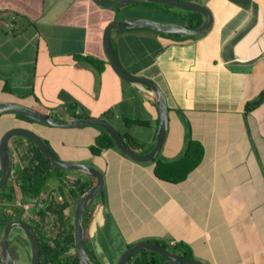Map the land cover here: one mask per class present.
<instances>
[{"label": "crops", "instance_id": "1", "mask_svg": "<svg viewBox=\"0 0 264 264\" xmlns=\"http://www.w3.org/2000/svg\"><path fill=\"white\" fill-rule=\"evenodd\" d=\"M191 1L211 15L198 36L143 28L110 36L119 65L164 94L165 134L153 159L134 162L112 147L90 153L95 126L62 128L50 141L60 159L87 163L102 176L83 233L96 264H114L140 240L202 264H264V99L244 108L264 85V0ZM128 17L177 21L148 4L112 12L90 0H0V100L57 118L100 117L136 140L135 152L150 149L154 100L119 79L101 47L105 23ZM124 116L140 122L125 123ZM9 151L18 168L10 141Z\"/></svg>", "mask_w": 264, "mask_h": 264}, {"label": "trees", "instance_id": "2", "mask_svg": "<svg viewBox=\"0 0 264 264\" xmlns=\"http://www.w3.org/2000/svg\"><path fill=\"white\" fill-rule=\"evenodd\" d=\"M135 4L157 6L163 13L175 17L177 21L174 22L180 23L188 28H195L202 21V15L195 11H188L164 4L149 2H137L129 5ZM129 5L110 10L112 12L119 11ZM122 31L124 30H114L110 33V36L114 32ZM153 32L159 36H171L183 39L192 38L184 37L178 34H163L156 31ZM86 59L97 67L96 65L98 62L91 58ZM263 99L264 85L251 101L245 103V110H249L257 106ZM68 107L72 108L71 105ZM42 113L48 114L47 112ZM49 115L57 117L54 113H49ZM82 117H85V114H70L71 119ZM123 119L125 123L140 122V120L127 118L125 116ZM14 126L25 127L33 131L53 153L54 151L51 149L50 141L55 140L57 136H60L61 131L66 130L60 127L56 128L40 124L17 112L3 113L0 117V134L7 128ZM94 128L97 129L98 133L94 136L92 143L88 146L90 153L98 154L104 148H114L109 135L99 127L95 126ZM42 129L47 133L50 132L51 135L42 137L39 134V131ZM121 137H123L124 143L132 150L134 148L133 145L139 144L133 138H130L131 141H128L124 135H121ZM10 143L13 144L14 148L18 151V161L20 165L18 168L11 166V171L8 175L7 181L0 188V232L2 227L9 220L17 218L22 219L31 227L37 236L39 246L38 264H79L73 251L72 209L80 194L93 185L94 179L78 172L61 170L55 167L40 154L29 139L15 137L10 140ZM148 150L149 148L144 151H140L139 153H145ZM54 155L59 158L55 153ZM69 172L75 173L76 177L69 180L65 178V175ZM100 193L101 191L99 194ZM2 200L10 203H13L14 200H18L19 205L13 204L6 211L3 210V206L1 205ZM92 200H90L84 208L82 216L83 228L87 224L91 215L90 204ZM37 202L41 203V207L37 210L30 208V205ZM24 205H26V208ZM13 245L16 247L14 248ZM129 245L130 244L126 246ZM7 246L12 259L15 258L12 255L14 253L17 255L18 259L23 260L24 264H29L28 243L18 229H13L10 232L7 239ZM11 252L13 253L11 254ZM183 255L188 257L187 254ZM88 256L90 257L89 254ZM125 264L173 263L165 261L158 254L150 250L138 249L130 256Z\"/></svg>", "mask_w": 264, "mask_h": 264}, {"label": "water", "instance_id": "3", "mask_svg": "<svg viewBox=\"0 0 264 264\" xmlns=\"http://www.w3.org/2000/svg\"><path fill=\"white\" fill-rule=\"evenodd\" d=\"M95 6L103 9H116L123 6L137 3L149 2L164 4L188 11H195L202 15L201 23L195 28H188L184 25L174 22H160L147 18L128 17L123 20H109L105 23L101 31V47L106 62L110 70L121 80L136 84L146 88L154 100L157 109V126L155 131V139L151 148L145 153H137L130 149L123 141L120 134L106 120L100 117H82L75 119H63L53 117L49 114L39 112L38 110L26 106L19 102L0 100V114L4 112H17L23 116L43 125L60 127V128H79L86 126H96L104 130L112 140L114 148L119 154L134 162H146L154 158L159 151L165 134L166 128V102L165 97L159 86L151 79L134 75L126 72L117 62L112 51L110 43V33L114 30H127L134 28L149 29L163 34H178L184 37H194L202 34L211 23V15L209 10L191 0H90ZM15 137L29 139L40 154L45 157L55 167L81 173L94 179L93 185L80 194L73 205L72 209V235H73V251L78 259L79 264H95L88 256L84 243L82 224V216L87 203L99 194L102 189V176L100 172L93 166L83 163L62 160L57 158L54 153L44 144L41 138L33 131L25 128L14 126L7 128L0 134V188L6 183L8 175L11 171V156L9 151V141ZM13 229H18L28 243L29 248V264L39 263V246L38 239L31 227L22 219H12L6 222L0 232V264H13L10 255L7 239ZM138 249H147L158 254L162 259L173 264H202L201 262L172 253L168 249L162 247L156 242L148 240L136 241L119 254L114 264H125L130 256Z\"/></svg>", "mask_w": 264, "mask_h": 264}, {"label": "built area", "instance_id": "4", "mask_svg": "<svg viewBox=\"0 0 264 264\" xmlns=\"http://www.w3.org/2000/svg\"><path fill=\"white\" fill-rule=\"evenodd\" d=\"M13 204L14 205H19V201L18 200H14L13 203L7 202L5 200L1 201V205L3 206V210H6V211ZM24 207L26 208V205H24ZM39 207H41V203H39V202L30 205V208H32L33 210H37Z\"/></svg>", "mask_w": 264, "mask_h": 264}, {"label": "rangeland", "instance_id": "5", "mask_svg": "<svg viewBox=\"0 0 264 264\" xmlns=\"http://www.w3.org/2000/svg\"><path fill=\"white\" fill-rule=\"evenodd\" d=\"M13 246H14V245H13ZM13 246H12V247H13ZM15 247H16V246H14V248H15ZM12 253H13V252H11V254H12ZM12 255H13V257H15V258H14L15 264H18L17 261H19V259H18L17 255L14 254V253H13ZM23 259H24V257H23Z\"/></svg>", "mask_w": 264, "mask_h": 264}]
</instances>
